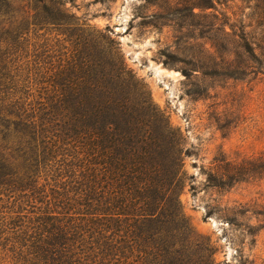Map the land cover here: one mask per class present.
Here are the masks:
<instances>
[{
    "label": "trees",
    "instance_id": "obj_1",
    "mask_svg": "<svg viewBox=\"0 0 264 264\" xmlns=\"http://www.w3.org/2000/svg\"><path fill=\"white\" fill-rule=\"evenodd\" d=\"M63 7L0 0V264H216L183 213L182 134Z\"/></svg>",
    "mask_w": 264,
    "mask_h": 264
},
{
    "label": "rangeland",
    "instance_id": "obj_2",
    "mask_svg": "<svg viewBox=\"0 0 264 264\" xmlns=\"http://www.w3.org/2000/svg\"><path fill=\"white\" fill-rule=\"evenodd\" d=\"M63 4L76 28L116 43L126 68L182 134L183 213L214 248L215 263L264 264V0ZM217 172L236 174L230 188L207 187V174Z\"/></svg>",
    "mask_w": 264,
    "mask_h": 264
}]
</instances>
